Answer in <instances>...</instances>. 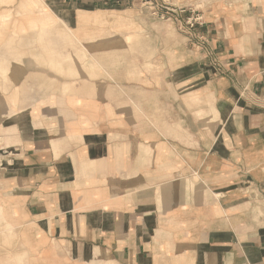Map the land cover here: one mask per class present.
Segmentation results:
<instances>
[{"label":"crops","instance_id":"obj_1","mask_svg":"<svg viewBox=\"0 0 264 264\" xmlns=\"http://www.w3.org/2000/svg\"><path fill=\"white\" fill-rule=\"evenodd\" d=\"M164 3L0 0V264H264V0Z\"/></svg>","mask_w":264,"mask_h":264},{"label":"built area","instance_id":"obj_2","mask_svg":"<svg viewBox=\"0 0 264 264\" xmlns=\"http://www.w3.org/2000/svg\"><path fill=\"white\" fill-rule=\"evenodd\" d=\"M143 7L150 9L152 13H158L160 8L165 7L164 0H137ZM201 21V17H197L195 21H191L192 26L194 22Z\"/></svg>","mask_w":264,"mask_h":264}]
</instances>
